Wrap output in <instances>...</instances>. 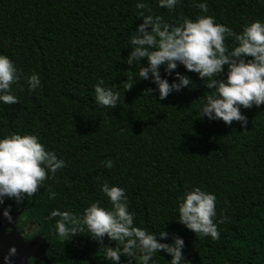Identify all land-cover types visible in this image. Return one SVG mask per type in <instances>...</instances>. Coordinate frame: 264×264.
<instances>
[{
	"label": "trees",
	"instance_id": "1",
	"mask_svg": "<svg viewBox=\"0 0 264 264\" xmlns=\"http://www.w3.org/2000/svg\"><path fill=\"white\" fill-rule=\"evenodd\" d=\"M144 2L147 11L135 7L137 0H0V54L25 76L35 71L41 80L29 93L21 79L13 86L18 103L0 104V137L35 134L65 161L32 197L20 205L5 198L0 209L11 205V212L20 213L19 230H33L28 238L40 235L49 244L51 264H108L87 232L62 241L48 219L53 208L79 214L93 201L109 207L100 191L107 181L125 190L137 226L152 232L164 227L169 237H182L190 264H264V104L242 109L247 127L235 121L225 126L200 119L208 89L183 66L176 71L191 77L194 86L163 101L156 92L146 93L154 88L149 81L134 77L127 90L121 84L132 75L123 60L130 51L128 37L143 15L168 23L210 15L240 32L246 23L264 21V4L206 0L207 12L201 13L192 0H181L172 12L156 0ZM225 42L231 45V38ZM160 72L163 77V67ZM98 79L118 86L122 102L116 108L96 105L92 86ZM193 186L217 197L216 219L223 222L216 240L175 222L177 198ZM49 190L56 194L53 199ZM170 259L163 252L153 256L155 264ZM121 264L139 260L121 257Z\"/></svg>",
	"mask_w": 264,
	"mask_h": 264
},
{
	"label": "clouds",
	"instance_id": "2",
	"mask_svg": "<svg viewBox=\"0 0 264 264\" xmlns=\"http://www.w3.org/2000/svg\"><path fill=\"white\" fill-rule=\"evenodd\" d=\"M156 3L172 12L181 0H156ZM192 3L201 13L207 12L206 0H192ZM258 3L264 4V0ZM135 7L148 10L144 0H137ZM140 21L127 41L130 51L123 63L129 67L126 72L132 75L121 83L125 90L130 88L128 81H134V77L149 81L154 88H148L146 93L156 92L163 101L173 92L194 86L191 77L176 71L178 66H183L186 72L197 74L208 89L201 98L200 119L220 121L225 126L235 121L241 128L247 127L248 119L242 109L264 104V21L246 23L240 32L217 23L210 15L184 16L176 23H168L161 16L149 13ZM226 37L231 38V45L226 44ZM21 79L29 93L41 86L35 71L25 76L9 56L0 54V104L18 103L13 86H19ZM92 89L100 108L114 109L122 102L114 83L106 86L103 79H98ZM105 163L111 167V161ZM64 167L65 161L47 150L35 134L9 133L0 137V205H4L5 198L22 204L38 192L45 179L53 180ZM100 191L109 207L93 201L79 214L57 208L49 212L48 219L54 220V234L60 240L68 241L87 232L86 236L103 250L108 264H121V257L138 259L139 264H155L153 256L160 252L171 257L168 264H190L183 252L182 237L176 234L169 237L164 227L152 232L136 225L135 213L129 210L123 188L104 181ZM55 195L49 190V199ZM216 201L214 193L200 186L191 187L177 198L175 222L195 235L218 239V224L223 221L216 219ZM11 211V205L0 209V217L9 224L13 222ZM105 239L108 244L104 243ZM16 252L15 246H10L3 255V264H12Z\"/></svg>",
	"mask_w": 264,
	"mask_h": 264
},
{
	"label": "water",
	"instance_id": "3",
	"mask_svg": "<svg viewBox=\"0 0 264 264\" xmlns=\"http://www.w3.org/2000/svg\"><path fill=\"white\" fill-rule=\"evenodd\" d=\"M13 222L9 224L0 217V264H3L2 258L10 246H15L17 252L12 258V264H28L31 258L44 261L50 264L47 258L49 245L42 242V237L37 236L30 241H24L23 237L16 232V224L20 213L11 212ZM10 230V233L7 232Z\"/></svg>",
	"mask_w": 264,
	"mask_h": 264
},
{
	"label": "flooded vegetation",
	"instance_id": "4",
	"mask_svg": "<svg viewBox=\"0 0 264 264\" xmlns=\"http://www.w3.org/2000/svg\"><path fill=\"white\" fill-rule=\"evenodd\" d=\"M16 232L19 234V235H21L22 237H23V239H24V241H30V240H32V239H34L35 237H37V236H40V235H37V236H34V237H31V238H28L27 236L30 234L31 235V233L32 232H29V231H25V232H21L20 230H19V228H18V221H17V224H16ZM10 233V230L7 232V234H9ZM41 237V236H40ZM42 239V242H45V243H47L43 238H41ZM48 244V243H47ZM49 245V244H48ZM48 252V251H47ZM47 258H48V260H49V257H48V255H47ZM34 261H37V262H40V263H42V264H46L44 261H40V260H38V259H35V258H31L30 260H29V262H28V264H30L31 262H34ZM50 261V260H49ZM50 264H51V261H50ZM94 264V263H93ZM96 264V263H95Z\"/></svg>",
	"mask_w": 264,
	"mask_h": 264
},
{
	"label": "rangeland",
	"instance_id": "5",
	"mask_svg": "<svg viewBox=\"0 0 264 264\" xmlns=\"http://www.w3.org/2000/svg\"><path fill=\"white\" fill-rule=\"evenodd\" d=\"M33 230H31V232H32ZM30 232V231H29ZM96 264H100L99 262H97Z\"/></svg>",
	"mask_w": 264,
	"mask_h": 264
}]
</instances>
